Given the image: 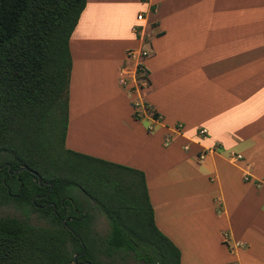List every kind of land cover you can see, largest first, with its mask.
Segmentation results:
<instances>
[{
  "label": "crops",
  "instance_id": "1",
  "mask_svg": "<svg viewBox=\"0 0 264 264\" xmlns=\"http://www.w3.org/2000/svg\"><path fill=\"white\" fill-rule=\"evenodd\" d=\"M68 50L64 148L143 174L179 264H264V0H85Z\"/></svg>",
  "mask_w": 264,
  "mask_h": 264
},
{
  "label": "trees",
  "instance_id": "2",
  "mask_svg": "<svg viewBox=\"0 0 264 264\" xmlns=\"http://www.w3.org/2000/svg\"><path fill=\"white\" fill-rule=\"evenodd\" d=\"M84 6L0 0V206L23 214L0 217V264H179L154 226L143 174L63 146L68 40ZM73 189L103 215L106 234L91 231ZM32 214L44 223L31 224Z\"/></svg>",
  "mask_w": 264,
  "mask_h": 264
},
{
  "label": "rangeland",
  "instance_id": "3",
  "mask_svg": "<svg viewBox=\"0 0 264 264\" xmlns=\"http://www.w3.org/2000/svg\"><path fill=\"white\" fill-rule=\"evenodd\" d=\"M140 79L141 78H135L136 81L141 82ZM137 107H141L146 112H149L147 108L143 107V103H138ZM121 174H125L126 176L127 175L129 176L131 173L124 172ZM84 179L77 177V180H75V182L82 184V180ZM71 191H72L71 196L75 198L80 203V205L86 210L87 216L89 218V228L91 229V231H93L95 234L100 236L106 234L108 226L103 215L98 210H96L95 207H91L92 205L90 201L86 199L77 189H73ZM22 215L23 214L21 209L16 207L13 202H8L7 205L0 206V217L10 216V217L21 218ZM29 221L31 224L34 225H42L44 223L43 220L39 219L37 215H33V214L29 216ZM124 264H139V263L134 262V260L128 259L127 261H125Z\"/></svg>",
  "mask_w": 264,
  "mask_h": 264
},
{
  "label": "built area",
  "instance_id": "4",
  "mask_svg": "<svg viewBox=\"0 0 264 264\" xmlns=\"http://www.w3.org/2000/svg\"><path fill=\"white\" fill-rule=\"evenodd\" d=\"M137 21H141L142 20V18H141V15L139 14V15H136V18H135ZM134 31V30H133ZM130 53V52H129ZM139 55H140V57H145V56H147V52L146 51H141L140 53H139ZM140 80H142V78L140 79ZM119 82H120V84L123 86V87H126V85H127V83H126V80L124 79V78H120V80H119ZM138 83H141V82H139L138 81ZM137 103H132V107H133V113H135L136 114V112H137ZM137 107V108H136ZM198 159L199 160H201L202 159V156H199L198 157Z\"/></svg>",
  "mask_w": 264,
  "mask_h": 264
}]
</instances>
